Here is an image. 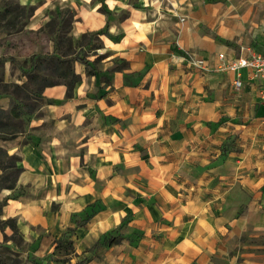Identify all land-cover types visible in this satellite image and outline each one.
I'll return each instance as SVG.
<instances>
[{"label": "crops", "instance_id": "1", "mask_svg": "<svg viewBox=\"0 0 264 264\" xmlns=\"http://www.w3.org/2000/svg\"><path fill=\"white\" fill-rule=\"evenodd\" d=\"M61 1L81 20L77 34L106 27L121 36H99L109 53L100 71L87 75L73 63L79 82L70 98L64 84L43 87L54 136L46 141L45 119L32 118L22 169L76 203H90L95 193L117 200L90 224L104 233L130 216L132 238L103 251L113 264H215L239 223L264 210L262 81L242 70V87L234 90V73L192 68L171 47L211 66L219 53L227 60L246 50L264 53V0H137L140 8L104 0L109 10L126 11L108 24L92 0ZM221 41L240 45L241 53ZM110 57L127 65L113 68Z\"/></svg>", "mask_w": 264, "mask_h": 264}, {"label": "rangeland", "instance_id": "2", "mask_svg": "<svg viewBox=\"0 0 264 264\" xmlns=\"http://www.w3.org/2000/svg\"><path fill=\"white\" fill-rule=\"evenodd\" d=\"M124 1L140 8L137 0ZM23 2L0 0V264H113L112 259H103V251L113 246H108L110 239L132 238L134 232L127 222L130 216L126 215L115 228L104 233L90 224L106 206L117 208V200L109 198L107 201L95 193V199L90 203H76L69 192L59 188L56 191L52 181L45 183L43 179L33 178L22 166L23 147L28 141L27 129L32 118L33 122L39 117L45 119L43 127L46 131L42 134L46 141L54 136L52 121L42 108L44 101L40 93L43 86L70 79L69 76L62 77L60 72L66 71L68 65L72 68L77 62L73 60H81L82 63H78L90 74L100 71L101 61L109 53H103L99 36L105 34L111 41H117L121 33L117 30L114 35L109 34L105 27L77 34L73 28L81 20L75 19L67 2ZM92 5H99L97 11L107 19V24L117 23L126 16V11L109 10L104 0H92ZM179 21L182 22V18ZM201 30L216 40L217 36L212 32L206 28ZM167 37L172 40L171 35ZM68 39L71 40V51L65 42ZM221 42L236 55L242 51L240 45ZM55 46H58L59 54L65 55L58 58L69 63L60 66L49 62L50 50L53 48L54 52ZM171 51L180 55L189 66L190 59H203L178 50L174 42ZM110 58L114 62L113 68L127 65L118 64L115 57ZM56 67L58 71H54ZM20 180L32 182V185H21ZM101 186V182L94 180L96 192ZM36 201L46 206H20ZM81 223L83 225L79 226ZM239 224L241 227L238 226L228 238L223 257L214 263L264 264V210L249 214L248 221Z\"/></svg>", "mask_w": 264, "mask_h": 264}, {"label": "built area", "instance_id": "3", "mask_svg": "<svg viewBox=\"0 0 264 264\" xmlns=\"http://www.w3.org/2000/svg\"><path fill=\"white\" fill-rule=\"evenodd\" d=\"M218 65L211 66L204 59H190V65L201 71H210L213 69L216 72H231L235 74L232 80L234 90H239L242 87V70H246L251 78L261 80L262 85L257 94L260 102L264 103V53H257L251 50H246L244 54L238 57L227 60L224 53L217 55Z\"/></svg>", "mask_w": 264, "mask_h": 264}, {"label": "trees", "instance_id": "4", "mask_svg": "<svg viewBox=\"0 0 264 264\" xmlns=\"http://www.w3.org/2000/svg\"><path fill=\"white\" fill-rule=\"evenodd\" d=\"M99 33H97V35H98ZM100 35V34H99ZM64 42V41H63ZM66 43H67V45H68V51H71V40H66L65 41ZM59 50H58V46L56 47L55 46V49H54V52H53V54H51V55H49L48 56V60H49V62H52V63H59L60 64V66L62 65V64H64V63H69V61H67V60H65V61H62V60H60L59 58H58V56H62V57H65V55H61V54H59V52H58ZM73 61H79V62H81L82 63V61L81 60H73ZM54 71H58V67H56V69L54 70ZM86 74L87 75H90V73L89 72H86ZM60 75L62 76V77H66V76H69L70 77V79H68L67 81H64V82H61V84H64L65 86H66V98H70L71 97V94H72V89H73V87L75 86V84L76 83H78L79 82V76H77L75 73H74V71H73V68H71L69 65L67 66V69H66V71H64V72H60ZM55 84H57V83H47V84H45L44 86H52V85H55ZM43 86V87H44ZM15 116H18V114H16ZM83 224L81 223V224H79V226H82ZM119 239H110L109 241H108V246H112V245H116V244H118L119 243Z\"/></svg>", "mask_w": 264, "mask_h": 264}]
</instances>
